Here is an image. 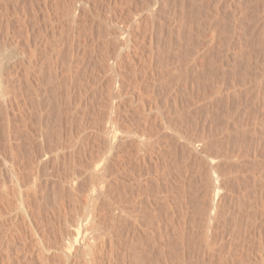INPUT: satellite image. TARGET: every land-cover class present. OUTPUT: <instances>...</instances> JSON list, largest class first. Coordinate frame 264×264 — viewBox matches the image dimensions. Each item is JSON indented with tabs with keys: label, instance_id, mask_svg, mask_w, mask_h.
I'll use <instances>...</instances> for the list:
<instances>
[{
	"label": "rangeland",
	"instance_id": "1",
	"mask_svg": "<svg viewBox=\"0 0 264 264\" xmlns=\"http://www.w3.org/2000/svg\"><path fill=\"white\" fill-rule=\"evenodd\" d=\"M69 1H67V3ZM117 1L118 0H107V1L106 0H99V1L98 0H92V3H94V4H92L93 10L90 13V15L92 17H91V19H89L90 17L87 19V22H86L87 24L86 23H83L84 25L81 24L82 27L84 26L83 28L81 26L79 27L80 30L83 29V32L85 34L87 32L86 29H89L87 34H90V35H86V37H85V34L82 31L80 32V30H78L74 33L75 34L74 37H72V39L70 40L71 36H73V35H71L72 34V31H71L72 25H70L69 22H66V19H64L61 16L62 15L61 14L62 9H61L60 5L62 6V4H66L65 0H59V1L58 0H0V37H1L0 38V42H1L0 44H2V47H0V50L1 49L4 50V48H5L4 45H6L7 47L5 48V50L4 51L1 50V51H3L2 53H4L6 50H8L9 54H10V55L7 54L8 52L6 51L5 54L8 56L2 55V59H6V60H4L5 63L9 62L8 65L10 66V68L12 65L14 66L8 71L9 74H10L11 70L14 72L16 71V73H17V75H16V73L11 72V74H13L14 76H11V74L10 75L8 74V77L10 78V79H8V81L9 82L15 81V82L9 83V85H11L9 87L12 88L10 90V95L12 93V96H13V94L15 93L13 96L14 99L12 98L13 99V100L11 99L12 101L9 99V101L12 102V104L9 102L7 104V105H9L8 108H5L6 105H4V104H2V102H0V153L2 151L1 157H2V154H3V157H6V156H10L12 154V152L14 151L13 153L16 155L17 160L19 161V162L17 161V166L22 161L19 164V168H20L19 171H21L20 173H22V174L24 173L23 175H25V177H27V180L30 179V181H31L33 179L31 182L30 181H27V182H30V185H33L36 183L37 180L39 181L36 184L38 186L37 187L38 190L39 191L41 190L39 192L41 195L39 193L38 194H39V197L42 196L43 202L42 203L40 202V199H41L40 198L39 202H37V204L35 203L36 205H34V206L36 208L34 207L35 208L34 213L37 214V215L35 214V217H36L37 222L40 224L39 226H41L40 228H43V227L47 226V224H48V228L51 231V226L57 224V221H56L57 214L56 213L59 212V209L60 210L63 209L62 211L66 212L68 210L69 211L71 210L70 207L72 208L71 201H70V199L67 198L68 197L67 195H69L68 193H64L66 203H67V204L64 203L65 204L64 207H63L64 204H62L60 201L61 198H59V196L61 197V195H59V193L61 191V189H60L61 187L59 188L60 180L58 179V177L59 178L61 177V179H62L66 175L64 178H67L68 174H69L68 177H70V174L72 175V173L74 172L73 170H75V169H78V170L82 169V172L83 171L85 172L86 169L85 168H84L85 170L83 169V165L87 167V166H89L90 162L91 163L93 162L92 164L90 163V166H92L94 163L96 164V162H98L99 160L101 161V158H102V157L100 158L101 153L98 150V148H94L97 146H95L96 144L93 143V142H95V139H93L94 136L91 133L92 132L91 127H93V126L95 127V125H98L99 123H100L99 125L105 124V123H102V118H103L102 116H103V112L105 109L104 104H105V101H106L108 94H109L108 90L110 87V85H109L110 82H108V81H111L110 78H112V77H110V76H112V75H110V74H112L110 71L106 72L107 74L104 71H103L104 73L102 72L101 68L98 65L99 62L97 59V57L99 55H100L99 57H101V54H103L105 52L107 45H108V43H106V40H109V39H107V38H109V36L107 37L108 29H107V31L105 30L108 27L106 26V28H105V25H106L105 20L107 19V21H110V22L114 21L115 23L117 20L118 23L119 22L121 23V21L124 18L123 16H125L126 19L124 18L123 22L125 23V25H127L128 23H130L131 21H133L134 19H136L140 16H143V18L147 19L148 17H145V16H147L145 14L146 13L149 14L148 7L151 5L150 8H153V6L155 5L154 9H157V12H158L157 17L159 20H157V18H156V21H154L156 23H154V25H152L153 27H151V26H149L150 22L148 21V24H147L146 23L147 20L145 19V23L148 26L144 23V28H145L144 31L148 30V33H146L147 31L146 32L141 31L137 36V39H139V38L142 39V36H144V38L142 39V42L143 41L144 42L142 43L141 41H139V45L141 44V46L139 47L138 54L135 55V58L139 59L141 56H144L141 58L140 61L143 63L144 62L143 58H144V60L146 61V62H144L145 65H144V63L143 64L141 62L140 63L142 64V66H147V67L140 66V68H139L140 70L138 69L135 72L137 73L140 71V73L142 75L139 73L137 77L133 76V75H135L134 74L135 72H133L134 70L132 71L131 68H128V67H127L128 70L125 69V70L130 72V74H128V72L125 71L126 72L125 76L128 75V77H125V80L128 79V81L127 80L125 81V82H127V83H125V84H127L126 87L129 85L127 87L128 89L126 87L124 88L125 89L124 90L125 91V100H126L125 104L127 103V105H128V106L125 105L128 107V108L125 107V109L127 110V112H125V115L128 114L127 117L130 115L128 118H131L136 123L138 122L137 120L140 119L139 120L140 123H141V121H143L142 123L144 125L140 124L139 122L138 123L142 126H145V124L147 123L146 125L151 126V127H154V124L155 125L156 124L161 125V122L163 121V117L164 116L170 117V115H171L170 118H172V120L174 122L177 121L180 125H182L181 127H183V130L193 140L200 141L202 138V135L203 136L205 135L206 137L208 135V137H210L209 138V148L214 153L215 152L217 153L219 151L216 156H218L220 154L219 157H221L223 159V160L221 159L222 160L221 164L226 165V166H222V167H224L223 168L224 171H226V169H227L226 173H228L229 175L231 173V175H230L232 177L231 179L232 180L234 179L233 182L231 180V188L234 187L232 189L234 191L231 192L232 196L229 199H227V201L232 200L231 201L232 203L229 202V204H230L229 205L228 202L225 201L224 204H227V205H223V208H225L226 210L223 209V211L225 212V213H223L224 217L222 215V219L218 224L220 229H219V227H217L218 229L217 228H216L217 230L215 229L216 233L214 231L215 235H212V237L210 238L212 240V243H214L213 241H215V240L216 241L214 244L209 245V243H211V240L209 243L207 242L206 235L204 237V234H205V232L203 230L204 227H201L204 225L203 220H201V219L198 220V218H197L198 215H197L196 220H195L197 222L193 223L194 224V228H193L192 227L193 225L191 224L192 222L190 220L191 218L189 219L190 212H191L190 206H192V204L194 203L195 200L200 198L199 195H201V193L200 194L199 193L196 194V193L200 192V188H201V186L204 185L203 181L205 179L202 177L203 173H201L199 170L196 169L194 162L187 159L189 157L185 153H182L184 151L178 150L177 152H175L169 143H166V141H163L164 144L165 143L167 144L166 147L164 146V144H162V147L159 148V149H161L160 150L161 152L159 151L160 152L159 156L157 154L159 152L157 150H153L154 158L152 156L151 157L152 162L149 165H147V166H151V164L153 165V167H151L150 170H148V173H149V171H150V173H152L151 175H150V173H149V175H146V174H148L146 172L147 167L146 168L144 167L146 165H143L144 168L140 165L137 166V163L135 164L134 162H133L134 165H132V162L130 160L127 161V163L129 162L128 164H124L125 165L124 167L119 166L121 169L122 168L124 169L126 167H129V168H126V170L124 169L125 172H123V173H122V170H120V168H119L121 173L119 172L120 174H118V173L117 174L113 173V174L119 175L118 177H120L122 175L121 176L122 179L126 178L127 180L124 181V179H123V181H124L123 182V181H121L122 179H120L121 177L117 180V178L115 179V177H113L114 175L112 174L113 176H111V177H113V178H111V179H114V180H112L111 186L114 184L115 186L114 185L113 186L116 189L112 188V189H114V190H112L110 188L111 192L114 191V193H111V194L113 197L118 198V195L122 192L121 190L122 189L125 190L124 187L126 189H128V186L130 183L129 189L125 190V192L123 191L122 194L119 195V197H122L121 199H123L127 195V197H125L123 200L125 202L127 201L128 205H130V203H131V205L133 206V205L138 203L137 206H138V208H140L139 206H141V204H142L141 208H143V211L146 210V212L144 213L141 208L139 211V209L137 208L138 213L141 217L140 220L142 221L141 222L142 226L140 225L141 231H139V232L140 233L142 232L144 234L143 229H144L145 233L148 235L151 234V232H152L151 236L144 234L145 236L139 235V236H141V238L136 237V238H133L132 240H129L128 245L133 244V246L132 245L128 246L127 244H125L126 246L124 245L126 250H131V251H129L130 253L133 250H135L134 252H132L133 256L130 254L132 256V258H130L131 259L130 261L132 264H133L134 260H135V263L140 264L144 261L143 259H145V261H147V260L150 261V263H152V264L154 262H156L155 264H157L158 259H159L158 264L159 263L160 264H162V263L163 264H172V262H173V264H176V263L177 264H264V242H263L264 241V0H155V1L154 0H150V1L149 0H122V1L119 0L118 2ZM144 1H145V4H144ZM146 1H148L149 4ZM151 1H153L154 3ZM109 2L111 4L112 3H114V4L111 5ZM126 2H128V3H126ZM158 2H160V3H158ZM115 3H117V5ZM58 4H59V6H58ZM98 5H100V6H98ZM101 5H102V7H101ZM146 5H147V7H146ZM156 5H157V7H156ZM158 5L161 7H159ZM64 6L65 5H63L62 8ZM94 6H96V7H94ZM104 6H105V8H104ZM128 6L130 8H128ZM144 6H145V9H144ZM99 7H101L102 11ZM59 8H60V10L57 12V10ZM95 8H97V9H95ZM132 8L134 10H132ZM93 12H95L96 16L99 15L100 17L99 16L96 17L95 15H93ZM105 12H107V14ZM108 12H109V14H108ZM121 12H122V15H120ZM4 13H5V15H4ZM59 13L61 14L60 16L58 15ZM1 14H2V16H1ZM132 15L134 16V18ZM115 16L116 17L120 16V18L117 19ZM161 17H162V19H161ZM108 18H110V20ZM57 19H59V20L57 21ZM91 20H92V23H94V24L91 23ZM128 20H131V21L129 22ZM126 21L128 22L127 24H126ZM123 22H122V25H124ZM156 25H157V27H156ZM154 26H155V28H154ZM90 27H92V28H90ZM144 28H142V29H144ZM90 29L92 31H90ZM94 30H96V31L94 32ZM153 31L155 32V34ZM142 32L146 33V35H143ZM105 33H106V35H104ZM141 33H142V35H141ZM4 36H6L5 42H3L4 38L2 39V37H4ZM94 36L96 37V39L98 38V40H96ZM10 39L13 41H11ZM74 39H76V40H74ZM88 39H90V40L88 41ZM91 39H94L95 41L93 40L94 42H91L92 41ZM141 39H139V40H141ZM145 39H147L148 41L151 40L152 44L148 43V41ZM7 40H9V42L6 44ZM155 40H156L157 44H156ZM77 42H79L81 45L78 44ZM11 43H12V45H11ZM89 43H90V45H89ZM67 44H69V45H67ZM147 44H149V47L145 48V46ZM55 46H56V49H55ZM78 46H80V47L78 48ZM8 47H10V48H8ZM91 47H93V48H91ZM98 48L101 52H99ZM144 48L146 50H144ZM69 49H70V51H69ZM93 49H95V50H93ZM150 49H152V50H150ZM12 50L15 51L14 53H16V52L17 53L19 52V53L17 55H13L14 57H12V55H11V53H13ZM34 50H36V51H34ZM53 50H54V52H53ZM10 51H11V53H10ZM92 51H94V52L92 53ZM150 51L153 52V53L151 52L152 55L154 54L153 57L151 54L148 53ZM36 52H38V53H36ZM22 53L23 54L26 53V54H24L26 57L24 55L22 56L21 55ZM145 55H151V58L148 56H145ZM3 56H4V58H3ZM9 57H11V58H9ZM17 57H18V61L16 60ZM20 58L22 59L21 60L22 63L20 61ZM24 58L29 59V60L31 59L33 61L30 62L31 60L30 61L26 60L27 61L26 62ZM148 58L150 61L148 60ZM153 58H155V59L153 60ZM14 59H15V62H14ZM51 59L53 60V62ZM92 59H94V60H92ZM50 60H51V62H50ZM16 61L17 62L20 61L19 63H21V64L17 63ZM13 62H14V64H13ZM23 62H24V64H23ZM80 62L82 64L84 62H86L87 64L84 63V65H82V64H80ZM15 63L17 64V66L15 65ZM35 63L36 64L38 63L37 66ZM146 63H148V64H146ZM25 64H27V65H25ZM85 64H86V66H85ZM91 64H92V66L93 65L94 66L92 67ZM149 64L151 66H149ZM18 65H20L21 70L18 69V68H20V67H18ZM24 65L29 69L28 70L25 69L26 67ZM28 65L29 66L31 65V66L28 67ZM152 65H154V67ZM87 66H89V67H87ZM23 67H24V69H23ZM32 67H34L35 69H32ZM52 67H54V68H52ZM78 67H80V68H78ZM30 68H31V70H30ZM50 68H52V69H50ZM96 68L101 70L100 71V72H102L101 75L98 72L99 70L96 71L97 70ZM144 68H145V70L147 69V71H145V70L143 71ZM17 69H18V71H17ZM31 71H33V72H31ZM53 71H54V73H53ZM153 71L155 73L156 72L157 73L155 74ZM92 72H94V73H92ZM145 72H147V73H145ZM151 72H153V76L155 74L156 77H152ZM35 74H37V75L35 76ZM68 74H69V77H68ZM98 74L100 77H98ZM144 74H146V75H144ZM157 74H158V78H157ZM55 75H56V77H55ZM96 75H97V77H95ZM139 75L143 76L144 79L142 78V81L145 80L144 82L140 81L141 76H139ZM148 75L150 77H148V79H145ZM37 76H38V78H37ZM24 77H25V79H24ZM14 78H15V80H14ZM94 78L95 79L97 78V79L95 80ZM152 78L154 79V81ZM22 79H24V80H22ZM149 79L151 82H149ZM155 79L158 82V84H156ZM98 80H99V82H98ZM100 80H101V82H100ZM129 80H132V83ZM135 80H137L136 82L140 81V83L139 82L138 83L140 84V86L142 88L138 86L139 84H137V85L133 84ZM146 80H147V82L152 83V84H150L151 86H153V85L155 86V84H156L155 89L153 88L154 86L151 88L150 85H147L148 83H146ZM163 81L165 82V84ZM20 83H23V84L21 85ZM92 83H95V84L93 85ZM153 83H155V84H153ZM13 84H14V86H13ZM130 84L131 85L133 84L134 86H131ZM142 85L149 86L150 88L144 87V89H145L144 90ZM131 87H132V89H129ZM133 87H136L135 88L136 90ZM138 88L139 89L141 88L140 90H142L144 92V94ZM97 89H99L101 91H99ZM150 89H153V90H150ZM36 90H38V91H36ZM149 91H150V93H149ZM136 92H137V94H136ZM16 93L19 94L20 96L17 95ZM134 93L138 97L140 96L139 98H141V96H142L143 100H141V99L139 100V98L138 99L134 98L132 96V94H134ZM15 95H17V96H15ZM96 95H98V96H96ZM12 96H10V98ZM15 97H17L19 99L15 98ZM144 98L146 99L147 104L149 103L148 105L155 107V108H152L150 106L151 107L150 109L147 107L149 109V112L145 113V115L146 116L150 115V118L146 117L145 115H141V113H143V112H141V110H139V108L141 109L142 105L145 107L147 105L146 102H144L145 101ZM16 101L18 102V105H16L17 104ZM25 101L27 102V104ZM154 101H155L156 105H153ZM19 102H20V104H19ZM22 102H25V103H22ZM159 102H160V104H159ZM128 103H130V104H128ZM23 104H25L24 108H23ZM12 105H13V107H12ZM19 105L22 106V108H20V110H19V107H21V106H19ZM17 106H19V107H17ZM103 106H104V109H103ZM137 106H139V107H137ZM156 106L161 107V110L163 108V110L161 111L160 108H158ZM136 107L138 109H136ZM23 109L25 111H23ZM99 109H100V111H99ZM125 109H124V111H126ZM132 109H134V111ZM97 110L100 114L97 112ZM135 110L138 113H136ZM94 111H96L95 112L96 114L94 113ZM128 111H130V112H128ZM153 111L156 113H153ZM90 112H92V113H90ZM101 113H102V115H101ZM129 113H131V114H129ZM150 113L151 114L153 113V115H151ZM168 113H169V115H168ZM6 114H7V116H6ZM14 114L16 115V117ZM94 114H95V116H94ZM97 114H98V117H96ZM138 114L141 116H139ZM22 115H24V116L22 117ZM143 116H145V118H148L149 120L143 119L144 118ZM152 116H154V117H152ZM155 116H156V118H155ZM136 117H138V118L136 119ZM140 117L143 120H141ZM26 118H28V119H26ZM7 119H9V120H7ZM22 120H23V122H22ZM93 120L95 122L97 120L96 124ZM8 123H9V125H8ZM138 123H137V126L139 125ZM152 123H153V125H152ZM106 125H107V123H106ZM156 127H158V126H156ZM42 133H44V134H42ZM200 135H201V137H200ZM37 137H38V139H37ZM36 142H38V143H36ZM93 144H94V146H93ZM168 144H169V146H168ZM90 145H91V147H90ZM36 146L39 149H37ZM93 149H94V151H93ZM85 150H86V152H85ZM162 150H164V151H162ZM166 150H173L176 154H174L173 151H166ZM165 151H166V153H165ZM179 151H180V153H179ZM41 152L43 154H45V156H42V157H44L45 160L42 159V157H40V155H43ZM97 152H99L100 155L96 154ZM155 152L157 155L154 154ZM169 152H170V154H167ZM7 153H9V154H7ZM225 153H227V154L222 155ZM4 154L6 156H4ZM83 154H85V155H83ZM37 155H39V156H37ZM97 155H99V158H97L98 157ZM168 155H172V156H168ZM183 155H185L187 157H184ZM35 156H37V157H35ZM228 156H230V158H228ZM3 157L1 159H3ZM38 157H40V158H38ZM58 157H60L61 159ZM91 157H93V158L91 159ZM37 158L40 160H38ZM166 158H167V160H166ZM175 158H176V160H175ZM32 159L33 160L35 159L34 161L36 162V164L34 163V161ZM63 159H65V160H63ZM89 159L92 161L89 162ZM96 159H97V161H96ZM37 160H38L39 164L37 163ZM225 160H227V161H225ZM0 161H1L0 164L4 163V161H2V160H0ZM45 161L48 164L47 163L44 164ZM223 161L226 163H223ZM29 162H31V163L33 162L34 165L29 163ZM184 162H185V165H184ZM41 163H42V165H41ZM72 163H74V165ZM80 163H81V165H80ZM173 163L175 164V166H173L174 165ZM191 164H193V165H191ZM229 164H231V165H229ZM36 165H38V166L41 165L43 167L41 168V166H39L41 168V169H39V167H37ZM154 165L157 168L156 167L154 168ZM171 165L173 168L171 167ZM22 166H23V168H22ZM34 166H36V170L33 169V168H35ZM80 166H81V168H80ZM131 166H133V167L135 166L137 170L133 169V167H131ZM169 166L171 167V169ZM230 166H231V168H230ZM0 167H4V165L2 164ZM24 167H25V169H24ZM73 167H74V169H73ZM116 167L117 166H115L113 168V171L115 170L114 172L118 171V168H116ZM130 167L132 170L130 169ZM226 167H228V168H226ZM69 168L71 170L73 169L72 170L73 172H71V170H69ZM116 169H117V171H116ZM148 169H149V167H148ZM33 170H34V173H33ZM57 170H60V171H57ZM151 170H153V171H151ZM43 171H44V173H43ZM128 171L129 172L131 171V172L129 173ZM197 171H199L200 173ZM237 171H238V173H237ZM137 173H138V175H137ZM56 174L58 175V177ZM143 174L145 175V177H142ZM180 174H181V176H180ZM83 175L86 176V173H84ZM152 175L156 176V177L153 178ZM161 175L162 176L163 175L168 176V177H166L168 179L165 180V177L164 176L162 177ZM132 176H133V179H132ZM138 176H140L141 179ZM146 176L150 177L151 185L149 184L150 183L149 178H146ZM151 176L154 179V181L151 178ZM179 176L181 178V181L179 179ZM135 178H136V180H135ZM142 178L145 180H142ZM184 178L187 179L188 183L186 182V179H184ZM138 179L142 181V185H141L142 187L139 185V183L141 184V181L138 183V181H139ZM156 179H158V180H156ZM182 179H183V181H182ZM195 179H197V180H195ZM34 180H35V182H34ZM115 180H117V181H115ZM146 180H147V184L149 186L148 188H150L148 191L149 192H150V190L152 191V192H150L151 193L150 194L151 199H149V200L150 201L152 200L153 202L152 201L149 202L146 199L145 195L142 196V194L145 193V191H146L145 189H147L146 182H144ZM126 181L128 183H126ZM135 181H137L136 182L137 186L135 185L136 187L135 186L131 187V185L135 184ZM165 181L166 182L169 181V183H168L169 186H167ZM184 181L186 182V184L184 183ZM114 182H116V183H114ZM119 182L121 185L118 184ZM132 182H134V183H132ZM154 182L156 183V185L154 184ZM160 182H161V185H160ZM39 183L41 186L38 185ZM56 183H58V184H56ZM123 183L128 184V186L124 185ZM183 183H184V185H187L184 188H182L184 186ZM191 184H192V186H191ZM1 185L2 184L0 183V188L2 189ZM180 185L182 187H180ZM116 186L118 187L119 190L117 189ZM121 186H123V188ZM138 186H139V189H138ZM46 187H48L49 190ZM120 187H121V190H120ZM151 187H154L155 189L154 188L152 189ZM163 187L166 190H161V188L164 189ZM169 187L171 189L172 188L173 189L171 190ZM177 187H179V188H177ZM6 188H7V190H6L7 191V198L9 200L6 199L4 196H2V193L0 191V196H2V198L6 199L5 200V199H2L0 197L1 201L2 200L6 201V202L3 201V203H1V201H0V212L1 213H2L1 208L3 209L4 207H6L5 205L8 201H11L12 204L17 205V199H16V196L13 192L14 189H13L12 185L10 183H8ZM132 188H135V191L132 190ZM181 188H182V190L183 189L184 190L182 191ZM167 189H169V190H167ZM116 190H118L120 193L118 194L117 193L118 191H116ZM131 190H132V192H131ZM159 190L166 192V194L164 193V195H162L163 192H161L162 196H160ZM178 190H179V192H178ZM42 191H43L44 195L42 194ZM129 191L131 194L129 193ZM195 191H197V192L195 193ZM54 192H56V193H54ZM132 193H133V195H134V193H136V195L134 197H132L133 196ZM172 193H173V195H172ZM128 194L130 195L129 197H128ZM153 195H155L154 198L152 197ZM156 195H158V196H156ZM167 195H169L170 197ZM84 196H86V194ZM136 196H137V198H136ZM163 196L165 197L164 199H163ZM83 197H82V201H84ZM142 197L144 200L145 199L146 200L144 201L142 199V202H141V200H139L138 198L141 199ZM160 197H162L163 201ZM166 197H169L167 199V201L169 199L171 201L169 200V202H167ZM127 198H129L130 200H133L135 202L129 201V199H127ZM133 198L136 200H134ZM118 199H120V198H118ZM138 200H139V202H137ZM85 201H86V199H85ZM157 201L159 202L158 204H157ZM180 201H182V202H180ZM165 202L167 204L169 203L170 207H167V204ZM176 202H178V203H176ZM68 203L71 205L69 206ZM144 203H145V205H148V206H150V205L155 206L156 205L157 208L156 207L150 208L151 207L150 206L149 207L150 209L149 208L144 209ZM149 203H152V204H149ZM174 203H175V205H173ZM181 203L183 204V207H182ZM184 203L187 205H185ZM235 203L237 205H235ZM44 205H46V206L43 207ZM47 206L49 208H47ZM145 207H147V206H145ZM37 208H39V209H37ZM178 208H180L181 210ZM186 208H187V213L185 214ZM5 209L6 208H4L3 210H5ZM54 209H56V210H54ZM159 209H162V210H159ZM39 210L40 211H42V210L46 211L47 210V212L50 213V215L52 212L53 216L52 215L51 216L53 217L52 221H54L53 222L54 224L51 223L52 221H50V220L48 221V219L45 220L46 219V217H44L45 215L38 214ZM188 210H189V213H188ZM37 211H38V213H37ZM141 211H142V213H144V215L141 213ZM163 211H165V212H163ZM171 211H172V213H171ZM3 212H6V213H2V214L0 213V264H46V263L49 264L50 262L47 260L46 253L41 251V249H42V247H40V245L42 244L41 239H40L42 237L41 232H40V234L39 233L34 234L33 231H29V229L27 230L25 223H22L21 220L15 219L16 216L14 215V212H16V211H12L10 213L9 211L7 212V210H6ZM154 212L156 214L158 213L156 215V217H154V215H155ZM159 212L160 213L163 212L164 215H163V213H161V217H159L160 216ZM41 213H43V211ZM150 214L153 216V218L150 217L151 216ZM173 214H175V215H173ZM141 215H143L144 217ZM184 215H186V216L188 215L189 217L187 216V218L189 220ZM157 216L159 218H157ZM142 217H143V220H142ZM168 218H170V219H168ZM42 219H44V221H46V222L44 223V221H41ZM15 221H16V223H15ZM187 221H188V223H187ZM41 222H42V224H41ZM162 222L164 225L162 224ZM189 222H191V223H189ZM49 223H51L52 225H50ZM171 223H173V224H171ZM144 224L147 226H145ZM1 225H3V226H1ZM186 225H188L189 227ZM190 226H191V228H190ZM172 227L173 228L175 227V228L172 229ZM185 227L187 228V230ZM48 228L47 227L43 228V231L47 232L49 230ZM161 228H163V229H161ZM166 228H168L169 230ZM180 228H181V232L183 230L182 233L177 232L178 230L180 231ZM188 228H190V229H188ZM196 228H200V229H196ZM175 229H178V230H175ZM50 231H48V232H50ZM156 231L158 232L157 233L158 235H156ZM202 231H203V233H202ZM190 232L193 234L195 232V234L194 235L190 234ZM178 233H180L182 235H180ZM154 234H155V236H154ZM186 234H188V235H186ZM142 237H144V238H142ZM154 237H156V238H154ZM137 239H140V240L145 241V242L148 241V242H146V243L143 242L144 244H140L139 242H141V241H139ZM143 239H145V240H143ZM193 239H195V240H193ZM204 239H205V243H204ZM134 240H136L138 242L135 243L136 241H134ZM130 241L132 243H130ZM133 241H134V243H133ZM190 241H191V243H190ZM37 243H39V245ZM154 243H156V245H154ZM261 243H262V245H261ZM135 244L139 245L140 247L135 246ZM142 245L145 247L143 248ZM152 245H154L156 247H154ZM124 246H123V248H124ZM149 246L150 247L152 246L153 250H152V248H149ZM130 247H132V248L130 249ZM137 247H139V248L137 249ZM141 248H143V249H141ZM140 249L143 250L144 252L141 251ZM148 249H151V251ZM137 250H138V252H136ZM149 251H150V253H149ZM156 252L159 256L156 255ZM135 253H137V256L134 255ZM138 253H141V255L138 256ZM142 254L144 255V257H142L143 256ZM42 255H44V256H42ZM155 256H157V257L155 258ZM146 258H148V259L146 260ZM150 258H151V260H150ZM170 258H172V259L169 261ZM137 259H142V261L141 260L136 261ZM160 259H162V260L164 259L163 262ZM173 259L176 261H173ZM118 261H121V259ZM138 262H140V263H138ZM168 262H170V263H168ZM117 263L122 264L123 259H122V262H117ZM147 263L150 264L149 262H147ZM147 263L145 262L144 264H147ZM50 264H54V263H50Z\"/></svg>",
	"mask_w": 264,
	"mask_h": 264
},
{
	"label": "bare ground",
	"instance_id": "2",
	"mask_svg": "<svg viewBox=\"0 0 264 264\" xmlns=\"http://www.w3.org/2000/svg\"><path fill=\"white\" fill-rule=\"evenodd\" d=\"M59 1V0H58ZM67 1H69V0H67ZM67 1L65 0V3L66 4H62V6L63 5H65L63 8H62V6L60 5V7H61V9H62V15L59 13L58 15L60 16H62L64 19H66V22H69V24L70 25H72V34L71 35H73V36H71V38H70V40L72 39V37H74V33L76 32V31H78V30H80L79 29V27L81 26L82 27V25H84L83 23H86L87 22V19L89 18V19H91V15H90V13L92 12V10H93V7H92V4H94V3H92V0H70L68 3H67ZM99 1V0H98ZM107 1V0H106ZM119 1V0H118ZM117 1V2H118ZM122 1V0H121ZM150 1V0H149ZM155 1V0H154ZM97 2V1H96ZM114 2V1H113ZM116 2V1H115ZM147 3H148V1H146ZM151 2H153V1H151ZM62 3V2H61ZM110 3V2H109ZM126 3H128V2H126ZM130 3V2H129ZM154 3V2H153ZM158 3H160V2H158ZM157 3V4H158ZM100 4V3H99ZM111 4V3H110ZM112 4H114V3H112ZM111 4V5H112ZM116 5H117V3H115ZM120 4V3H119ZM131 4V3H130ZM144 4H145V1H144ZM149 4V3H148ZM147 4V5H148ZM152 4V3H151ZM162 4V3H161ZM123 5V4H122ZM126 5V4H125ZM129 5V4H128ZM133 5V4H132ZM147 5H146V7H147ZM57 6V5H56ZM58 6H59V4H58ZM98 6H100V5H98ZM151 6V5H150ZM150 6L148 7V10H149V14L148 13H146L145 15H147V16H145V17H148L147 19L146 18H143V16H140V17H138V18H136V19H134L133 21H131V20H128L130 23H128L127 21H126V24L127 25H125V23L123 22V20H124V18H125V16H123L122 18H123V20L121 21V23L119 22H117V20H116V23L113 21V22H110V21H107V19L105 20L106 21V25H105V28H106V26L108 27V28H106L105 30L107 31V29H108V35H107V37L109 36V38H107V39H109V40H106V43H108V45H107V48H106V50H105V52L103 53V54H101V57H97V59H98V62H99V67L101 68V70H102V72L104 71L105 73L106 72H111L112 74H110V75H112V76H110V77H112V78H110L111 79V81H108V82H110V87H109V90H108V92H109V94H108V97H107V99H106V101H105V104H104V106H105V109H104V106H103V109H104V112H103V118H102V123H105V124H103V125H95V127L93 126V127H91L92 128V134H93V136H94V138L93 139H95V142H93V143H95L96 145L95 146H97V147H94V148H98V150L100 151V153H101V156H100V158H101V161L99 160L98 162H96L97 161V159H96V164L94 163L92 166H90V161H92V160H90L89 159V166H84L83 165V169L85 168L86 169V171L84 172V173H86V176H84L83 174V172H82V169L81 170H78V169H75V170H73L74 169V167H73V171L69 168V170H71V172H73L72 173V175L70 174V177H68L69 176V174H68V176H67V178H62L61 179V177L59 178L58 177V175H57V177H58V179L60 180V186H59V188L61 189V191H60V193H59V195H61V197L59 196V198H61V203L62 204H67L66 203V199H65V196H64V193H68L69 195H67L68 197V199H70V201H71V204H72V208L70 207V211L68 210V211H62V210H60L59 209V212L58 213H56L57 214V219H56V221H57V224L56 225H52L51 223H53L54 221H52V216H53V214H52V212H51V215H50V213H48L47 212V210L46 211H44V210H42L43 211V213H41L42 211H40L39 210V213H38V211H37V213L38 214H43V215H45L44 217H46V219L45 220H47L48 219V221L50 220V221H52L51 223H49L50 225H52L51 226V231H50V229L48 228V224H47V226H45V227H47L49 230L48 231H50V232H45V231H43V228H45V227H43V228H40L41 226H39L40 224L37 222V220H36V217H35V214L36 213H34L35 211H34V209L36 208L34 205H36L37 204V202H39V199H40V202L42 203L43 201H42V196H40L39 197V192L41 191H39L38 190V186H37V182H39L38 180L36 181V183L35 184H33L34 182H35V180H34V182L32 183L33 185H30V182L33 180H31L30 181V179L29 180H27V177H25V175H23L22 173H20L21 171H19V164L22 162H20L19 164H18V166H17V157H16V155L12 152V154L10 155V156H6L5 154H4V156H6V157H3V154H2V157H3V159H1L2 157H1V153H2V151H1V153H0V160H2V161H4V163H2L3 165H4V167H0V183L2 184L1 185V187H2V189L0 188V191H1V193H2V196H4L6 199H8L7 198V188H6V186H7V184L8 183H10L11 185H12V187H13V189H14V194H15V196H16V199H17V205H15V204H12V202L11 201H8L7 203H6V207H4V208H6L5 210H3L2 208H1V211H2V213H6V212H3V211H6L7 210V212L9 211L10 213L12 212V211H16V212H14V215L16 216V220H21L22 221V223H25V225H26V229L28 230L29 229V231H33L34 232V234L35 233H39L40 234V232H41V234H42V237L40 238L41 239V245H40V247H42V249H41V251L42 252H44V253H46V256H47V260L50 262V263H56V264H116L117 262H122V259H123V263L122 264H132L131 263V259L130 258H132V256H133V254H132V252H134L135 250H133L131 253L129 252V251H131V250H126V248H125V244H127L128 245V242H129V240H132L133 238H136V237H138V238H141V236L143 235V236H145L144 234H146L145 233V231H144V229H143V232H144V234L141 232H139V231H141V228H140V225L142 224L141 222V220H140V215H139V213H138V209H139V211H140V208L142 207V204H141V206H139L140 208H138V206H137V204H135V205H131V203H130V205H128L127 204V201L125 202L123 199L125 198V197H127V195L123 198V199H121L122 197H119V195L120 194H122V192L124 191L125 192V190H128L129 189V187H130V183H129V186H128V184H124V185H127L128 186V189H126L125 187H124V189L125 190H121V187L123 188V186H121L120 187V190L122 191L121 193L118 191L119 189H118V187H117V189L118 190H116V191H118L117 193L119 194L118 195V198H120V199H118V198H115V197H113L112 196V194L111 193H114V191H110V188L112 189V188H114V189H116L113 185L111 186V182H112V180H114V179H111V178H113V177H115V179L117 178V180L122 176H120V177H118L119 175H116L117 173L118 174H120L121 172H120V170H122V173L123 172H125V170H126V168H129V167H126V168H120V167H124L125 165L124 164H128L127 163V161L128 160H130L131 162H132V165H134L133 164V162L136 164L137 163V166H142L143 167V165H146V166H144L145 168L147 167V173H148V170H150V168L151 167H153V165L151 164V166H147V165H149L151 162H152V160H151V157L153 156V158H154V155H153V150H157L158 152L161 150V149H159V148H161L162 147V144H164L163 143V141H166V143H169L171 146H172V149L175 151V152H177L178 150H182V151H184V152H182V153H185L189 158H187V159H189V160H191V161H193L194 162V165H195V167H196V169L197 170H199L201 173H203V178L205 179H203L204 181H203V186H201V188H200V192H197V191H195V193L196 194H200L201 193V195H199V199H197V200H195L194 201V203L192 204V206H190L191 207V212H190V217H189V219L191 220V222H189V223H191L193 226V228H194V222L196 223L197 221H195L196 220V217H197V215H198V220L199 219H201V220H203V223H204V225L203 226H201V227H204V232H205V234H204V237H205V235H206V237H207V242L209 243L210 242V238L212 237V235H215L214 234V231H215V229L217 228V227H219L218 226V224H219V222L221 221V219H222V215H223V213H225L224 211H223V209H225V208H223V205H227V204H224L225 203V201L226 202H228V204H229V202H231L232 200H228L227 201V199H229L231 196H232V193L231 192H233L234 190H232L233 188H231V173H230V175L228 174V173H226V171H227V169H226V171H224V167H222V166H226V165H222L221 164V162H222V158L221 157H219V155L218 156H216L217 155V153L219 152H212V150L209 148V138L210 137H208V135H207V137L204 135H202V138H201V140L200 141H196V140H193L184 130H183V127H181L182 125H180L177 121L176 122H174L173 120H172V118H170L171 117V115H170V117H166V116H164L163 117V121L161 122L159 119V121L161 122V125L160 124H154V127H151V126H147L146 124H145V126H142V125H144L142 122L143 121H141V123H140V119L139 120H137L140 124H142V125H140L138 122V126H137V123L134 121V120H132L131 118H128L127 117V115H125V112H127V110L125 109V107H127L128 105H127V103L125 104V87H126V85L127 84H125V83H127V82H125L126 80L128 81V79H126L125 80V77H128V75L127 76H125L126 75V72L125 71H127L128 69H127V67L128 68H131V70L133 71V72H135V71H137L139 68H140V66H142V64L144 63V62H146L145 60H144V58H143V63L140 61L141 60V58L142 57H144V56H141L139 59L138 58H135V55L136 54H138V50H139V47L141 46V44L139 45V41H141L142 42V39L144 38V36H142V39L141 38H139V39H141V40H139V39H137V36H138V34L141 32V31H143V32H146V33H148V30H146V31H144L145 30V28H144V23H145V19L147 20V24H148V21L150 22L149 23V26H151V27H153L152 25H154V23H156V22H154V21H156V18H157V20H159L158 19V17H157V9H154V6H153V8H150ZM159 6V5H158ZM94 7H96V6H94ZM101 7H102V5H101ZM101 7H99L100 9H101ZM156 7H157V5H156ZM159 7H161V6H159ZM54 8V7H53ZM98 8V7H97ZM97 8H95V9H97ZM104 8H105V6H104ZM107 8V7H106ZM128 8H130L129 6H128ZM94 9V10H95ZM140 9V8H139ZM144 9H145V6H144ZM161 9V8H160ZM60 10V8L57 10V12ZM129 10V9H128ZM132 10H134L133 8H132ZM141 10V9H140ZM101 11H102V9H101ZM100 11V12H101ZM139 11V10H138ZM112 12V11H111ZM114 12V11H113ZM127 12V11H126ZM106 14H107V12H105ZM161 13V12H160ZM99 14V13H98ZM108 14H109V12H108ZM116 14V13H115ZM126 14V13H125ZM136 14V13H135ZM139 14V13H138ZM4 15H5V13H4ZM90 15V16H89ZM93 15H95V12H93ZM120 15H122V12L120 13ZM124 15V14H123ZM160 15V14H159ZM1 16H2V14H1ZM96 16V15H95ZM97 16H99V15H97ZM96 16V17H97ZM104 16V15H103ZM129 16V15H128ZM133 16V15H132ZM100 17V16H99ZM116 17V16H115ZM56 18V17H55ZM107 18V17H106ZM117 19L118 18H120V16L118 17H116ZM129 18V17H128ZM133 18H134V16H133ZM62 19V18H61ZM93 19V18H92ZM95 19V18H94ZM109 20H110V18H108ZM113 19V18H112ZM126 19V18H125ZM161 19H162V17H161ZM59 19H57V21H58ZM115 20V19H114ZM53 21V20H52ZM94 21V20H93ZM98 21V20H97ZM96 21V22H97ZM162 21V20H161ZM122 22H123V24L124 25H122ZM64 23V22H63ZM91 23H92V20H91ZM102 23V22H101ZM105 23V22H104ZM145 23V24H146ZM158 23V22H157ZM160 23V22H159ZM62 24V23H61ZM68 24V23H67ZM68 24V25H69ZM82 24V25H81ZM87 24V23H86ZM92 24H94V23H92ZM96 24V23H95ZM121 24V25H120ZM146 24V25H147ZM91 25V24H90ZM148 26V25H147ZM146 26V27H147ZM69 27V26H68ZM71 27V26H70ZM84 27V26H83ZM82 27V28H83ZM88 27V26H87ZM93 27V26H92ZM92 27H90V28H92ZM99 27V26H98ZM150 27V28H151ZM156 27H157V25H156ZM86 28V27H85ZM96 28V27H95ZM102 28V27H101ZM142 28H144V29H142ZM149 28V29H150ZM154 28H155V26H154ZM159 28V27H158ZM99 29V28H98ZM152 29V28H151ZM88 30L89 29H86V31L88 32ZM103 30V29H102ZM154 30V29H153ZM69 31V30H68ZM83 32V29L82 30H80V32ZM90 31H92L91 29H90ZM96 30H94V32H95ZM100 31V30H99ZM104 31V30H103ZM87 32H86V34H85V37H86V35H90V34H87ZM142 32V33H143ZM154 32V31H153ZM9 33V32H8ZM70 33V32H69ZM68 33V34H69ZM78 33V32H77ZM101 33V32H100ZM142 33H141V35H142ZM146 33H143V35H146ZM150 33V32H149ZM95 34V33H94ZM151 34V33H150ZM154 34H155V32H154ZM67 35V34H66ZM92 35V34H91ZM97 35V34H96ZM95 35V36H96ZM103 35V34H102ZM104 35H106V33L104 34ZM153 35V34H152ZM10 36V35H9ZM77 36V35H76ZM94 36V37H95ZM150 36V35H149ZM5 37L6 36H4V37H2V39L4 38V41L3 42H5L6 40H5ZM91 37V36H90ZM89 37V38H90ZM140 37V36H139ZM151 37V36H150ZM1 38V37H0ZM84 38V37H83ZM102 38V37H101ZM9 39V38H8ZM95 39H96V37H95ZM148 39V38H147ZM147 39H145V40H147ZM11 40V39H10ZM60 40V39H59ZM68 40V39H67ZM74 40H76V39H74ZM90 39H88V41H89ZM92 41L91 42H94L95 40L94 39H91ZM94 40V41H93ZM96 40H98V38L96 39ZM101 40V39H100ZM2 41V40H1ZM11 41H13V40H11ZM80 41V40H79ZM86 41V40H85ZM148 41V40H147ZM150 41V42H149ZM148 41V43H150V44H152L151 42V40H149ZM154 41V40H153ZM2 42V43H3ZM9 42V40H7V42H6V44ZM73 42V41H72ZM87 42V41H86ZM102 42V41H101ZM144 42V41H143ZM142 42V43H143ZM146 42V41H145ZM155 42H156V40H155ZM1 43V42H0ZM58 43V42H57ZM70 43V42H69ZM78 44H80L79 42H77ZM65 44V43H64ZM75 44V43H74ZM94 44V43H93ZM105 44V43H104ZM145 44V43H144ZM154 44V43H153ZM156 44H157V42H156ZM4 45V44H3ZM11 45H12V43H11ZM36 45V44H35ZM38 45V44H37ZM56 45V44H55ZM67 45H69V44H67ZM71 45V44H70ZM81 45V44H80ZM89 45H90V43H89ZM75 46V45H74ZM0 47H2V44H0ZM4 47L6 48L7 46L6 45H4ZM71 47V46H70ZM73 47V46H72ZM80 46H78V48H79ZM94 47V46H93ZM93 47H91V48H93ZM104 47V46H103ZM143 47V46H142ZM146 47H149V44H147L146 46H145V48ZM5 48H4V50H5ZM8 48H10V47H8ZM7 48V49H8ZM52 48V47H51ZM90 48V47H89ZM96 48V47H95ZM144 48V50H146ZM151 48V47H150ZM54 49V48H53ZM55 49H56V46H55ZM73 49V48H72ZM142 49V48H141ZM149 49V48H148ZM1 50H3V49H1ZM0 50V102H2V104H4V105H6V107L5 108H8V106L9 105H7L10 101H9V99L11 100L12 98H13V96H14V94H13V96H12V93H11V95H10V90L12 89V88H10L9 86H11V85H9V83H12V82H15V81H12V82H9L8 81V79H10L9 77H8V74H9V70L12 68V67H14L13 65L11 66V68H10V66L8 65V63H5V61L4 60H6V59H2V55H5V56H8V55H6L5 53H6V51L8 52L7 54H9V51L8 50H6L4 53H2L3 51H1ZM33 50V49H32ZM93 50H95V49H93ZM98 50H99V48H98ZM104 50V49H103ZM102 50V51H103ZM143 50V51H144ZM150 50H152V49H150ZM34 51H36V50H34ZM33 51V52H34ZM58 51V50H57ZM69 51H70V49H69ZM148 51V50H147ZM157 51V50H156ZM12 52L14 53L15 51H13L12 50ZM32 52V51H31ZM53 52H54V50H53ZM94 51H92V53H93ZM99 52H101L100 50H99ZM98 52V53H99ZM152 51H150V52H148L149 54H151L152 55V53H151ZM10 53H11V51H10ZM11 53V55H12V57H14L13 55H17L18 53L16 52V53ZM35 53V52H34ZM33 53V54H34ZM36 53H38V52H36ZM57 53V52H56ZM141 53V52H140ZM139 53V54H140ZM146 53V52H145ZM147 53V54H148ZM24 54H26V53H24ZM23 53L21 54L22 56L24 55ZM88 54V53H87ZM10 55V54H9ZM31 55V54H30ZM37 55V54H36ZM40 55V54H39ZM59 55V54H58ZM85 55V54H84ZM151 55H145V56H148V57H150L151 58ZM154 55V54H153ZM153 55H152V57H153ZM25 56V55H24ZM34 56V55H33ZM86 56V55H85ZM26 57V56H25ZM28 57V56H27ZM30 57V56H29ZM35 57V56H34ZM53 57V56H52ZM51 57V58H52ZM75 57V56H74ZM93 57V56H92ZM155 57V56H154ZM3 58H4V56H3ZM9 58H11V57H9ZM23 58V57H22ZM32 58V57H31ZM73 58V57H72ZM71 58V59H72ZM25 59V58H24ZM85 59V58H84ZM89 59V58H88ZM147 59V58H146ZM155 58H153V60H154ZM17 61H18V57H17V59H16ZM22 59L20 58V61H21ZM26 60H29V59H25V61ZM31 60V59H30ZM29 60V61H30ZM52 60V59H51ZM51 60H50V62H51ZM92 60H94V59H92ZM96 60V59H95ZM148 60H149V58H148ZM13 61V60H12ZM11 61V62H12ZM16 61V62H17ZM19 61V62H20ZM33 60H31L30 62H32ZM55 61V60H54ZM82 61V60H81ZM89 61V60H88ZM150 61V60H149ZM148 61V62H149ZM156 61V60H155ZM7 62V61H6ZM14 62H15V59H14ZM14 62H13V64H14ZM19 62H17V63H19ZM27 62V61H26ZM29 62V63H30ZM35 62V61H34ZM33 62V63H34ZM37 62V61H36ZM52 62H53V60H52ZM83 62V61H82ZM91 62V61H90ZM96 62V61H95ZM142 64H141V63ZM154 62V61H153ZM21 63H22V61H21ZM21 63H19V64H21ZM39 63V62H38ZM37 63V64H38ZM41 63V62H40ZM61 63V62H60ZM84 63H86V62H84ZM84 63L82 64L81 62H80V64H82V65H84ZM93 63V62H92ZM150 63V62H149ZM23 64H24V62H23ZM32 64V63H31ZM36 64V63H35ZM37 64H36V66H37ZM55 64V63H54ZM87 64V63H86ZM86 64H85V66H86ZM94 64V63H93ZM146 64H148V63H146ZM15 65L17 66V64L15 63ZM25 65H27V64H25ZM24 65V66H25ZM34 65V64H33ZM52 65V64H51ZM77 65V64H76ZM95 65V64H94ZM93 65V66H94ZM144 65H145V63H144ZM23 66V65H22ZM31 66V65H30ZM29 65H28V67H30ZM35 66V65H34ZM35 66V67H36ZM39 66V65H38ZM44 66V65H43ZM42 66V67H43ZM91 66H92V64H91ZM92 66V67H93ZM149 66H151L150 64H149ZM153 67H154V65H152ZM9 67V68H8ZM18 67H20V65H18ZM26 67V66H25ZM51 67V66H50ZM55 67V66H54ZM54 67H52V68H54ZM87 67H89V66H87ZM142 67H147V66H142ZM141 67V68H142ZM16 68V67H15ZM44 68V67H43ZM52 68H50V69H52ZM78 68H80V67H78ZM77 68V69H78ZM18 69H20L21 70V67L20 68H18ZM18 69H17V71H18ZM23 69H24V67H23ZM22 69V70H23ZM25 69H29V68H25ZM32 69H35L34 67H32ZM71 69V68H70ZM69 69V70H70ZM83 69V68H82ZM97 69V68H96ZM125 69H127V70H125ZM149 69V68H148ZM16 70V69H15ZM19 70V71H20ZM30 70H31V68H30ZM59 70V69H58ZM72 70V69H71ZM99 70V71H98ZM100 69H97L96 71H98L99 73H100V75H101V73L102 72H100L101 71ZM106 70V71H105ZM130 70V69H129ZM140 70V69H139ZM142 70V69H141ZM145 70V68L143 69V71ZM152 70V69H151ZM155 70V69H154ZM24 71V70H23ZM26 71V70H25ZM42 71V70H41ZM74 71V70H73ZM142 71V72H143ZM145 71H147V69L145 70ZM11 72H13V73H16V71L14 72V71H12L11 70ZM11 72H10V74H11ZM21 72V71H20ZM27 72V71H26ZM29 72V71H28ZM31 72H33V71H31ZM35 72V71H34ZM70 72V71H69ZM103 72V73H104ZM128 72V74H130V72L129 71H127ZM149 72V71H148ZM154 72V71H153ZM153 72H151L152 73V77H156L155 76V74L157 73H155L154 74V76H153ZM53 73H54V71H53ZM71 73V72H70ZM73 73V72H72ZM75 73V72H74ZM92 73H94V72H92ZM140 73V71L139 72H135L134 74L135 75H133V76H135V77H137L138 76V74ZM145 73H147V72H145ZM9 74V75H10ZM22 74V73H21ZM25 74V73H24ZM27 74V73H26ZM30 74V73H29ZM32 74V73H31ZM58 74V73H57ZM77 74V73H76ZM107 74V73H106ZM141 74V73H140ZM16 75H17V73H16ZM15 75V76H16ZM23 75V74H22ZM21 75V76H22ZM28 75V74H27ZM33 75V74H32ZM37 74H35V76H36ZM105 75V74H104ZM132 75V74H131ZM142 75V74H141ZM141 75H139V76H141ZM144 75H146V74H144ZM11 76H14L13 74H11ZM10 76V77H11ZM29 76V75H28ZM76 76V75H75ZM132 76V77H133ZM55 77H56V75H55ZM68 77H69V74H68ZM79 77V76H78ZM88 77V76H87ZM95 77H97V75L95 76ZM98 77H100L99 76V74H98ZM131 77V78H132ZM145 77V76H144ZM148 77H150L149 75L145 78V79H148ZM16 78V77H15ZM15 78H14V80H15ZM23 78V77H22ZM37 78H38V76H37ZM75 78V77H74ZM92 78V77H91ZM104 78V77H103ZM130 78V77H129ZM140 78V77H139ZM142 78H143V76H141V82H144V81H142ZM157 78H158V74H157ZM156 78V79H157ZM21 79V78H20ZM24 79H25V77H24ZM24 79H22V80H24ZM28 79V78H27ZM33 79V78H32ZM87 79V78H86ZM95 79V78H94ZM97 79V78H96ZM95 79V80H96ZM135 79V78H134ZM144 79V78H143ZM153 79V78H152ZM151 79V80H152ZM156 79H155V81H156ZM70 80V79H69ZM102 80V79H101ZM101 80H100V82H101ZM11 81V80H10ZM27 81V80H26ZM29 81V80H28ZM31 81V80H30ZM129 81H131V83H132V80H129ZM137 80H135L134 81V85H137V84H139L140 83V81H138V82H136ZM153 81H154V79H153ZM152 81V82H153ZM20 82V81H19ZM70 82V81H69ZM95 82V81H94ZM98 82H99V80H98ZM136 82V83H135ZM149 82H151L150 81V79H149ZM149 82H147V80H146V83H148L147 85H150V84H152V83H149ZM164 82V81H163ZM18 83V82H17ZM72 83V82H71ZM129 83V82H128ZM162 83V82H161ZM21 85L23 84V83H20ZM93 85L95 84V83H92ZM91 84V85H92ZM98 84V83H97ZM131 85V86H134V85ZM142 84V83H141ZM153 84H155V83H153ZM156 84H158V82L156 81ZM156 84H155V86H156ZM164 84H165V82H164ZM40 85V84H39ZM71 85V84H70ZM162 85V84H161ZM13 86H14V84H13ZM16 86V85H15ZM103 86V85H102ZM129 86V85H128ZM127 86V87H128ZM139 87H141L140 86V84L138 85ZM143 86V89H144V87H149V86H144V85H142ZM151 86V85H150ZM154 86V85H153ZM153 86H151V88L153 87ZM155 86L153 87L154 89H155ZM20 87V86H19ZM61 87V86H60ZM71 87V86H70ZM101 87V86H100ZM126 87V88H127ZM10 88V89H9ZM16 88V87H15ZM134 89L136 88V87H133ZM142 88V87H141ZM140 88V89H141ZM150 88V87H149ZM21 89V88H20ZM128 89V88H127ZM129 89H132V87L131 88H129ZM133 89V90H134ZM139 89V88H138ZM139 89V90H140ZM97 90H99V89H97ZM103 90V89H102ZM136 90V89H135ZM134 90V91H135ZM145 90V89H144ZM149 90V89H148ZM150 90H153V89H150ZM35 91V90H34ZM36 91H38V90H36ZM99 91H101V90H99ZM106 91V90H105ZM132 91V90H131ZM130 91V92H131ZM140 91H142V90H140ZM21 92V91H20ZM127 92V91H126ZM129 92V93H130ZM139 92V91H138ZM143 92V91H142ZM18 93V92H17ZM16 93V94H17ZM105 93V92H104ZM149 93H150V91H149ZM152 93V92H151ZM101 94V93H100ZM136 94H137V92H136ZM135 93L134 94H132V96L134 97V98H139L137 95H136ZM139 94V93H138ZM143 94H144V92H143ZM148 94V93H147ZM153 94V93H152ZM17 95H19V94H17ZM17 95H15V96H17ZM140 95V94H139ZM10 96H12L11 98H10ZM20 96V95H19ZM22 96V95H21ZM36 96V95H35ZM96 96H98V95H96ZM104 96V95H103ZM107 96V95H106ZM146 97V96H145ZM149 97V96H148ZM15 98H17V97H15ZM41 98V97H40ZM105 98V97H104ZM143 97L141 96V98H139V100L141 99V100H143L142 99ZM154 98V97H153ZM14 99V98H13ZM12 99V100H13ZM17 99H19V98H17ZM22 99V98H21ZM145 99V98H144ZM11 100V101H12ZM26 100V99H25ZM131 100V99H130ZM156 100V99H155ZM18 101V100H17ZM16 101V102H17ZM20 101V100H19ZM23 101V100H22ZM135 101V100H134ZM138 101V100H137ZM157 101V100H156ZM14 102V101H13ZM21 102V101H20ZM20 102H19V104H20ZM26 102V101H25ZM25 102H22V103H25ZM131 102V101H130ZM136 102V101H135ZM134 102V103H135ZM144 102H146V99H145V101ZM11 104H12V102H10ZM21 103V104H22ZM93 103V102H92ZM153 103V102H152ZM26 104H27V102H26ZM101 104V103H100ZM128 104H130V103H128ZM139 104V103H138ZM137 104V105H138ZM141 104V103H140ZM146 104H147V102H146ZM149 104V103H148ZM147 104V105H148ZM159 104H160V102H159ZM16 105H18V102H17V104ZM24 105L25 104H23V108H24ZM91 105V104H90ZM125 105H127V106H125ZM146 105V107L145 106H143L142 105V107H141V109L139 108V110H141V112H143V113H141L140 111V113H141V115H145V113H147V112H149V109L152 107L151 105H148L147 106ZM153 105H156L155 104V101H154V103H153ZM2 106V105H1ZM11 106V105H10ZM19 106H21V105H19ZM19 106H17V107H19ZM151 106V107H150ZM12 107H13V105H12ZM28 107V106H27ZM132 107V106H131ZM137 107H139V106H137ZM136 107V109H138ZM149 109H148V108ZM156 107H158V106H156ZM4 108V107H3ZM11 108V107H10ZM20 108H22V106L21 107H19V110H20ZM128 108V107H127ZM152 108H155L154 106L152 107ZM158 108H160V110H161V107H158ZM14 109V108H13ZM98 109V108H97ZM101 109V108H100ZM100 109H99V111H100ZM124 109L126 110V111H124ZM157 109V108H156ZM5 110V109H4ZM9 110V109H8ZM18 110V109H17ZM133 111H134V109H132ZM162 110H163V108H162ZM161 110V111H162ZM3 111V110H2ZM23 111H25L24 109H23ZM136 111V110H135ZM6 112V111H5ZM9 112V111H8ZM7 112V113H8ZM18 112V111H17ZM20 112V111H19ZM96 111H94V113H95ZM97 112H98V110H97ZM128 112H130V111H128ZM167 112V111H166ZM165 112V113H166ZM177 112V111H176ZM16 113V112H15ZM24 113V112H23ZM90 113H92V112H90ZM99 113V112H98ZM135 113V112H134ZM136 113H138L137 111H136ZM139 113V114H140ZM153 113H156V112H154L153 111ZM153 113L151 114V115H153ZM178 113V112H177ZM21 114V113H20ZM96 114V113H95ZM95 114H94V116H95ZM100 114V113H99ZM129 114H131V113H129ZM138 114V115H139ZM162 114V113H161ZM9 115V114H8ZM15 115V114H14ZM18 115V114H17ZM87 115V114H86ZM101 115H102V113H101ZM141 115H139V116H141ZM148 115V114H147ZM157 115V114H156ZM168 115H169V113H168ZM183 115V114H182ZM6 116H7V114H6ZM11 116V115H10ZM24 115H22V117H23ZM28 116V115H27ZM146 116V115H145ZM145 116H143L144 118L143 119H148V118H145ZM15 117H16V115H15ZM21 117V116H20ZM96 117H98V114H97V116ZM146 117H149L150 118V115L149 116H146ZM152 117H154V116H152ZM151 117V118H152ZM177 117V116H176ZM9 118V117H8ZM18 118V117H17ZM133 118V117H132ZM138 117H136V119H137ZM141 118V117H140ZM155 118H156V116H155ZM23 119V118H22ZM26 119H28V118H26ZM94 119V118H93ZM134 119V118H133ZM135 119V120H136ZM142 118H141V120H143ZM7 120H9V119H7ZM20 120V119H19ZM104 120V121H103ZM149 120V119H148ZM151 120V119H150ZM155 120V119H154ZM26 121V120H25ZM94 121V120H93ZM156 121V120H155ZM22 122H23V120H22ZM95 122V121H94ZM96 122H97V120H96ZM96 122H95V124H96ZM136 124H135V123ZM153 122V121H152ZM25 123V122H24ZM101 123V124H102ZM106 123H107V125H106ZM27 124V123H26ZM110 124V125H109ZM7 125V124H6ZM5 125V126H6ZM8 125H9V123H8ZM90 125V124H89ZM149 125V124H148ZM152 125H153V123H152ZM88 126V125H87ZM156 126H158V127H156ZM162 126V127H161ZM89 127V126H88ZM87 127V128H88ZM44 128V127H43ZM86 128V129H87ZM90 128V127H89ZM7 130V129H6ZM16 130V129H15ZM45 130V129H44ZM191 133V132H190ZM15 134V133H14ZM42 134H44V133H42ZM193 134V133H192ZM191 134V135H192ZM203 134V133H202ZM10 135V134H9ZM63 135V134H62ZM41 136V135H40ZM196 136V135H195ZM43 137V136H42ZM200 137H201V135H200ZM40 138V137H39ZM37 139H38V137H37ZM62 139V138H61ZM91 139V138H90ZM38 141V140H37ZM89 141V140H88ZM8 142V141H7ZM6 142V143H7ZM41 142V141H40ZM91 142V141H90ZM36 143H38V142H36ZM164 144V146L166 147V145L167 144ZM32 144V143H31ZM34 144V143H33ZM169 144H168V146H169ZM86 145V144H85ZM2 146V145H1ZM88 146V145H87ZM93 146H94V144H93ZM167 146V147H168ZM37 147V146H36ZM42 147V146H41ZM74 147V146H73ZM83 147V146H82ZM90 147H91V145H90ZM171 148V147H170ZM169 148V149H170ZM36 149V148H35ZM37 149H39L38 147H37ZM159 149V150H158ZM166 149V148H165ZM214 149V148H213ZM42 150V149H41ZM40 150V151H41ZM173 150H166V151H173ZM91 151V150H90ZM93 151H94V149H93ZM97 151V150H96ZM162 151H164V150H162ZM166 151H165V153H166ZM173 151V152H174ZM43 152V151H42ZM41 152V153H42ZM81 152V151H80ZM85 152H86V150H85ZM161 152V151H160ZM160 152L159 153H157L158 154V156L160 155ZM172 152V153H173ZM174 152V154H176ZM5 153V152H4ZM61 153V152H60ZM74 153V152H73ZM93 153V152H92ZM100 153L99 152H97L96 154H99L100 155ZM179 153H180V151H179ZM223 153V152H222ZM7 154H9V153H7ZM34 154V153H33ZM38 154V153H37ZM43 154V153H42ZM90 154V153H89ZM154 154H156V152L154 153ZM156 154V155H157ZM167 154H170V152L169 153H167ZM227 153H225V154H222V155H226ZM35 155V154H34ZM65 155V154H64ZM83 155H85V154H83ZM99 155H97L98 157L97 158H99ZM164 155V154H163ZM221 155V156H222ZM37 156H39V155H37ZM37 156H35V157H37ZM42 156H45V154H43V155H40V157H42ZM47 156V155H46ZM89 156V155H88ZM91 156V155H90ZM168 156H172V155H168ZM184 157H187V156H185V155H183ZM23 157V156H22ZM40 157H38V158H40ZM156 157V156H155ZM161 157V156H160ZM174 157V156H173ZM37 158V159H38ZM58 158H60V157H58ZM88 158V157H87ZM93 157H91V159H92ZM152 158V159H153ZM171 158V157H170ZM228 158H230V156H228ZM22 159V158H21ZM42 159H44V157H42ZM55 159V158H54ZM61 159V158H60ZM159 159V158H158ZM169 159V158H168ZM173 159V158H172ZM222 159V160H221ZM27 160V159H26ZM33 160V159H32ZM35 160V159H34ZM33 160V161H34ZM38 160H40V159H38ZM38 160H37V163L39 164V162H38ZM45 160V159H44ZM43 160V161H44ZM58 160V159H57ZM63 160H65V159H63ZM75 160V159H74ZM88 160V159H87ZM155 160V159H154ZM165 160V159H164ZM166 160H167V158H166ZM170 160V159H169ZM175 160H176V158H175ZM179 160V159H178ZM29 161V160H28ZM55 161V160H54ZM159 161V160H158ZM157 161V162H158ZM171 161V160H170ZM225 161H227V160H225ZM1 162V161H0ZM19 162V161H18ZM26 162V161H25ZM86 162V161H85ZM130 162V163H131ZM162 162V161H161ZM179 162V161H178ZM27 163V162H26ZM25 163V164H26ZM29 163H31V162H29ZM34 163L36 164V162L34 161ZM47 162L45 161V163L44 164H46ZM83 163V162H82ZM93 163V162H92ZM91 163V164H92ZM164 163V162H163ZM223 163H226V162H224L223 161ZM2 164H0V166L2 165ZM24 164V165H25ZM28 164V163H27ZM31 164H33V162L31 163ZM48 164V163H47ZM73 165H74V163H72ZM77 164V163H76ZM79 164V163H78ZM87 164V163H86ZM157 164V163H156ZM169 164V163H168ZM174 164V163H173ZM228 164V163H227ZM23 165V166H24ZM34 165V164H33ZM41 165H42V163H41ZM41 165H39V166H41ZM58 165V164H57ZM80 165H81V163H80ZM158 165V164H157ZM162 165V164H161ZM167 165V164H166ZM184 165H185V162H184ZM191 165H193V164H191ZM229 165H231V164H229ZM228 165V166H229ZM23 166H22V168H23ZM26 166V165H25ZM37 167H39L38 165H36ZM36 166H34L35 168H33V169H35L36 170ZM55 166V165H54ZM70 166V165H69ZM78 166V165H77ZM76 166V167H77ZM115 166H117L116 168H118V171H117V169H116V171L117 172H114L113 171V168L115 167ZM120 166V167H119ZM129 166V165H128ZM173 166H175V164L173 165ZM43 166H41V168H42ZM68 167V166H67ZM66 167V168H67ZM75 167V168H76ZM131 167H133V166H131ZM131 167H130V169H131ZM135 167V166H134ZM133 167V169H136V167L134 168ZM143 167V168H144ZM148 167H149V169H148ZM156 166L154 165V168H155ZM160 167V166H159ZM168 167V166H167ZM170 167V166H169ZM171 167H172V165H171ZM171 167H170V169H171ZM194 167V166H193ZM194 167V168H195ZM40 167H39V169H41ZM56 168V167H55ZM78 168V167H77ZM80 168H81V166H80ZM119 168H120V170H119ZM153 168V169H154ZM157 168V167H156ZM161 168V167H160ZM173 168V167H172ZM176 168V167H175ZM226 168H228V167H226ZM230 168H231V166H230ZM229 168V169H230ZM233 168V167H232ZM24 169H25V167H24ZM84 169V170H85ZM129 169V170H130ZM159 169V168H158ZM169 169V168H168ZM177 169V168H176ZM43 170V169H42ZM45 170V169H44ZM68 170V171H69ZM78 170V171H77ZM124 170V171H123ZM128 170V169H127ZM132 170V169H131ZM137 170V169H136ZM135 170V171H136ZM141 170V169H140ZM145 170V169H144ZM162 170V169H161ZM166 170V169H165ZM174 170V169H173ZM25 171V170H24ZM57 171H60V170H57ZM151 171H153V170H151ZM172 171V170H171ZM176 171V170H175ZM199 171H197V172H199ZM229 171V170H228ZM120 172V173H119ZM127 172V171H126ZM129 172V171H128ZM131 172V171H130ZM129 172V173H130ZM140 172V171H139ZM158 172V171H157ZM161 172V171H160ZM168 172V171H167ZM173 172V171H172ZM190 172V171H189ZM199 172V173H200ZM231 172V171H230ZM233 172V171H232ZM236 172V171H235ZM234 172V173H235ZM33 173H34V170H33ZM43 173H44V171H43ZM113 173H116L115 175L113 174ZM149 173H150V171H149ZM149 173L148 174H146V175H149ZM162 173V172H161ZM166 173V172H165ZM169 173V172H168ZM237 173H238V171H237ZM22 174V175H21ZM59 174V173H58ZM114 176H113V175ZM140 174V173H139ZM152 173H150V175H151ZM167 174V173H166ZM174 174V173H173ZM172 174V175H173ZM176 174V173H175ZM186 174V173H185ZM196 174V173H195ZM233 174V173H232ZM236 174V173H235ZM46 175V174H45ZM62 175V174H61ZM137 175H138V173H137ZM141 175V174H140ZM144 175V174H143ZM142 175V177H145V175L143 176ZM156 175V174H155ZM170 175V174H169ZM202 175V174H201ZM54 176V175H53ZM111 176H113V177H111ZM125 176V175H124ZM123 176V177H124ZM153 176V175H152ZM152 176H151V178H152ZM162 176V175H161ZM160 176V177H161ZM164 176V175H163ZM162 176V177H163ZM176 176V175H175ZM180 176H181V174H180ZM180 176H179V179H180V181H181V178H180ZM183 176V175H182ZM196 176V175H195ZM238 176V175H237ZM130 177V176H129ZM136 177V176H135ZM138 177H140V176H138ZM137 177V178H138ZM154 177H156V176H153V178ZM165 177V180L166 179H168V178H166V177H168V176H164ZM170 177V176H169ZM178 177V176H177ZM201 177V178H202ZM50 178V177H49ZM128 178V177H127ZM146 178H149V180H150V177H147L146 176ZM152 178V179H153ZM171 178V177H170ZM176 178V177H175ZM189 178V177H188ZM196 178V177H195ZM235 178V177H234ZM40 179V178H39ZM54 179V178H53ZM120 179H122V177L120 178ZM124 179V181L125 180H127L126 178H123ZM123 179L121 180V181H123ZM132 179H133V176H132ZM140 179H141V177H140ZM178 179V178H177ZM184 179H186V178H184ZM236 179V178H235ZM55 180V179H54ZM53 180V181H54ZM117 180H115V181H117ZM135 180H136V178H135ZM139 180V179H138ZM137 180V181H138ZM142 180H145V179H143L142 178ZM148 180V181H149ZM156 180H158V179H156ZM160 180V179H159ZM174 180V179H173ZM172 180V181H173ZM190 180V179H189ZM188 180V181H189ZM195 180H197V179H195ZM237 180V179H236ZM27 181H30V182H27ZM48 181V180H47ZM58 181V180H57ZM123 181V182H124ZM129 181V180H128ZM137 181H135V184L134 185H131V187H133V186H137V184H136V182ZM141 180H139L138 181V183L140 182ZM153 181H154V179H153ZM164 181V180H163ZM170 181V180H169ZM169 181H165L166 182V184H167V186H169L168 185V183H169ZM182 181H183V179H182ZM192 181V180H191ZM234 181V179L232 180V182ZM144 182H146V185H147V189H145L144 191H145V193H143L142 194V196L143 195H145V197H146V199L149 201V202H151L149 199H151V193L150 192H152L151 190H150V192L148 191L150 188H148L149 186H148V184H147V180L146 181H144ZM157 182V181H156ZM164 182V183H165ZM175 182V181H174ZM186 182H187V179H186ZM186 182L184 181V183L186 184ZM199 182V181H198ZM202 182V181H201ZM114 183H116V182H114ZM126 183H128L127 181H126ZM132 183H134V182H132ZM131 183V184H132ZM149 183V182H148ZM153 183V182H152ZM173 183V182H172ZM180 183V182H179ZM182 183V182H181ZM184 183H183V185H184ZM188 183V182H187ZM196 183V182H195ZM194 183V184H195ZM239 183V182H238ZM42 184V183H41ZM56 184H58V183H56ZM118 184H120V182L118 183ZM150 185H151V180H150V183H149ZM154 184L156 185V183L154 182ZM38 185H40V183L38 184ZM43 185V184H42ZM117 185V184H116ZM121 185V184H120ZM139 185L141 186L142 185V181H141V184L139 183ZM160 185H161V182H160ZM165 185V184H164ZM175 185V184H174ZM177 185V184H176ZM182 185V184H181ZM180 185V187H182ZM236 185V184H235ZM41 186V185H40ZM119 186V185H118ZM135 186V187H136ZM144 186V185H143ZM153 186V185H152ZM166 186V187H167ZM179 186V185H178ZM187 185H184L182 188H184V187H186ZM191 186H192V184H191ZM234 186V185H233ZM57 187V186H56ZM142 187V186H141ZM140 187V188H141ZM157 187V186H156ZM165 187V186H164ZM163 187V188H164ZM172 187V186H171ZM176 187V186H175ZM195 187V186H194ZM236 187V186H235ZM43 188V187H42ZM46 188H48V187H46ZM54 188V187H53ZM146 188V187H145ZM152 189L154 188V187H151ZM170 188V187H169ZM177 188H179V187H177ZM176 188V189H177ZM182 188H181V190H182ZM191 188V187H190ZM41 189V188H40ZM114 189H112V190H114ZM138 189H139V186H138ZM143 189V188H142ZM141 189V190H142ZM155 189V188H154ZM171 189V188H170ZM173 189V188H172ZM171 189V190H172ZM198 189V188H197ZM43 190V189H42ZM48 190H49V188H48ZM132 190H134L135 191V188H132ZM132 190H131V192H132ZM161 190H166L165 188L164 189H162L161 188ZM161 190H159V192H160V196H162V195H164V193L166 194V192H164V191H161ZM167 190H169V189H167ZM180 190V189H179ZM179 190H178V192H179ZM184 190V189H183ZM182 190V191H183ZM192 190V189H191ZM190 190V191H191ZM133 191V192H134ZM176 191V190H175ZM45 192V191H44ZM59 192V191H58ZM57 192V193H58ZM142 192V191H141ZM155 192V191H154ZM153 192V193H154ZM158 192V191H157ZM158 192V193H159ZM161 192H163V194L161 193ZM186 192V191H185ZM9 193V192H8ZM39 193V194H38ZM54 193H56V192H54ZM129 193H130V191H129ZM137 193V192H136ZM136 193H134V195H133V193H132V197H134L135 195H136ZM139 193V192H138ZM152 193V194H153ZM188 193V192H187ZM42 194L44 195V193H43V191H42ZM86 194V196H84ZM126 194V193H125ZM131 194V193H130ZM140 194V193H139ZM162 194V195H161ZM175 194V193H174ZM180 194V193H179ZM182 194V193H181ZM192 194V193H191ZM190 194V195H191ZM195 194V195H196ZM234 194V193H233ZM41 195V194H40ZM48 195V194H47ZM138 195V194H137ZM172 195H173V193H172ZM176 195V194H175ZM2 196H0L1 198H2ZM57 196V197H58ZM84 196V197H83ZM115 196V195H114ZM117 196V195H116ZM130 195L128 194V197H129ZM154 196L155 195H153L152 197L154 198ZM156 196H158V195H156ZM166 196V195H165ZM167 196H169V195H167ZM186 196V195H185ZM9 197V196H8ZM49 197V196H48ZM82 197L84 198L83 200L85 201V199H86V201L84 202V201H82ZM86 197V198H85ZM139 197V196H138ZM170 197V196H169ZM169 197H166V201H167V199L169 198ZM180 197V196H179ZM178 197V198H179ZM5 198H2V199H5ZM10 198V197H9ZM50 198V197H49ZM136 198H137V196H136ZM156 198V197H155ZM161 199H162V197H160ZM165 197L163 196V199H164ZM194 198V197H193ZM192 198V199H193ZM5 199V200H6ZM51 199V198H50ZM127 199H129V198H127ZM126 199V200H127ZM134 199V198H133ZM139 200H141V202H142V199H143V197L140 199V198H138ZM145 199V200H146ZM157 199V198H156ZM163 199H162V201H163ZM176 199V198H175ZM188 199V198H187ZM186 199V200H187ZM232 199V198H231ZM5 200H0L1 201V203H3V201H5ZM9 200V199H8ZM134 200H136V199H134ZM139 200L137 201V202H139ZM144 200V199H143ZM144 200V201H145ZM154 200V199H153ZM170 200V199H169ZM169 200L167 201V202H169ZM182 200V199H181ZM189 200V199H188ZM234 200V199H233ZM36 201V202H35ZM59 201V202H60ZM69 201V200H68ZM67 201V202H68ZM129 201H133V200H130L129 199ZM159 201V200H158ZM157 201V204L159 203ZM171 201V200H170ZM6 202V201H5ZM11 202V203H10ZM133 202H135V201H133ZM132 202V203H133ZM153 202V201H152ZM155 202V201H154ZM180 202H182V201H180ZM185 202V201H184ZM234 202V201H233ZM36 203V204H35ZM40 203V204H41ZM70 203V202H69ZM68 203V204H69ZM148 203V202H147ZM146 203V204H147ZM156 203V202H155ZM166 203V202H165ZM176 203H178V202H176ZM186 203V202H185ZM184 203V204H185ZM190 203V202H189ZM232 203V202H231ZM5 204V203H4ZM39 204V205H40ZM60 204V203H59ZM65 204L63 205V207L65 206ZM71 204H69V206L71 205ZM134 204V203H133ZM149 204H152V203H149ZM162 204V203H161ZM167 204V203H166ZM165 204V205H166ZM180 204V203H179ZM182 204V203H181ZM42 205V204H41ZM49 205V204H48ZM155 205V204H154ZM170 204L168 203L167 204V207H170L169 206ZM173 205H175V203L173 204ZM172 205V206H173ZM185 205H187V204H185ZM230 205V204H229ZM235 205H237L236 203H235ZM46 205H44L43 207H45ZM50 206V205H49ZM145 206H147V207H145ZM151 206V207H150ZM150 206H148V205H145V203H144V209L145 208H152V207H156V205L155 206H153V205H150ZM159 206V205H158ZM162 206V205H161ZM164 206V205H163ZM171 206V207H172ZM177 206V205H176ZM3 207V206H2ZM35 207V208H34ZM60 207V206H59ZM62 207V208H63ZM160 207V206H159ZM179 207V206H178ZM182 207H183V204H182ZM181 207V208H182ZM189 207V206H188ZM225 207V206H224ZM229 207V206H228ZM233 207V206H232ZM40 208V207H39ZM39 208H37V209H39ZM47 208H49L48 206H47ZM61 208V207H60ZM138 208V209H137ZM149 208V209H150ZM157 208V207H156ZM161 208V207H160ZM165 208V207H164ZM176 208V207H175ZM185 208V207H184ZM227 208V207H226ZM236 208V207H235ZM51 209V208H50ZM66 209V208H65ZM142 209V211H143V208H141ZM170 209V208H169ZM172 209V208H171ZM178 209H180V208H178ZM177 209V210H178ZM229 209V208H228ZM54 210H56V209H54ZM67 210V209H66ZM159 210H162V209H159ZM168 210V209H167ZM176 210V209H175ZM181 210V209H180ZM183 210V209H182ZM186 211H185V214L187 213V208L185 209ZM226 210V209H225ZM142 211H141V213H142ZM151 211V210H150ZM173 211V210H172ZM172 211H171V213H172ZM229 211V210H228ZM227 211V212H228ZM47 212V213H46ZM144 213L146 212V210L145 211H143ZM163 212H165V211H163ZM163 212H161V213H163ZM167 212V211H166ZM179 212V211H178ZM183 212V211H182ZM1 213V212H0ZM1 213V214H2ZM16 213V214H15ZM144 213H142L143 215H144ZM148 213V212H147ZM155 213V212H154ZM160 213V212H159ZM161 213H160V216L159 217H161ZM177 213V212H176ZM175 213V214H176ZM188 213H189V210H188ZM158 214V213H157ZM156 213H155V215H154V217H156V215H157ZM175 214H173V215H175ZM228 214V213H227ZM37 215V214H36ZM55 215V214H54ZM143 215H141V216H143ZM146 215V214H145ZM149 215V214H148ZM147 215V216H148ZM151 215V214H150ZM163 215H164V213H163ZM167 215V214H166ZM226 215V214H225ZM157 216V218H159ZM184 216H186V215H184ZM187 216H186V218H187ZM227 216V215H226ZM40 217V216H39ZM55 217V216H54ZM144 217V216H143ZM143 217H142V220H143ZM150 217H152L153 218V216L151 215ZM170 217V216H169ZM223 217H224V215H223ZM56 218V217H55ZM165 218V217H164ZM171 218V217H170ZM170 218H168V219H170ZM175 218V217H174ZM145 219V218H144ZM151 219V218H150ZM163 219V218H162ZM188 219V218H187ZM188 219V220H189ZM12 220V219H11ZM10 220V221H11ZM140 220V221H139ZM156 220V219H155ZM159 220V219H158ZM164 220V219H163ZM166 220V219H165ZM172 220V219H171ZM175 220V219H174ZM14 221V220H13ZM41 221H44V219H42ZM146 221V220H145ZM154 221V220H153ZM162 221V220H161ZM46 221H44V223H45ZM152 222V221H151ZM160 222V221H159ZM167 222V221H166ZM171 222V221H170ZM173 222V221H172ZM200 222V221H199ZM223 222V221H222ZM15 223H16V221H15ZM14 223V224H15ZM21 223V222H20ZM174 223V222H173ZM173 223H171V224H173ZM186 223V222H185ZM187 223H188V221H187ZM202 223V222H201ZM12 224V223H11ZM41 224H42V222H41ZM54 224V223H53ZM147 224V223H146ZM162 224H163V222H162ZM167 224V223H166ZM199 224V223H198ZM10 225V224H9ZM17 225V224H16ZM49 225V226H50ZM145 225V224H144ZM143 225V226H144ZM148 225V224H147ZM147 225H145V226H147ZM155 225V224H154ZM164 225V224H163ZM162 225V226H163ZM169 225V224H168ZM221 225V224H220ZM1 226H3V225H1ZM142 226V225H141ZM170 226V225H169ZM168 226V227H169ZM184 226V225H183ZM182 226V227H183ZM186 226H188V225H186ZM200 226V225H199ZM224 226V225H223ZM10 227V226H9ZM157 227V226H156ZM166 227V226H165ZM189 227V226H188ZM197 227V226H196ZM175 228V227H174ZM173 227H172V229H174ZM177 228V227H176ZM186 228V227H185ZM190 228H191V226H190ZM190 228H188V229H190ZM42 229V230H41ZM157 229V228H156ZM159 229V228H158ZM161 229H163V228H161ZM166 229H168V228H166ZM179 229V228H178ZM178 229H175V230H178ZM183 229V228H182ZM196 229H200V228H196ZM218 229V228H217ZM216 229V230H217ZM219 229H220V227H219ZM169 230V229H168ZM186 230H187V228H186ZM185 230V231H186ZM193 230V229H192ZM3 231V230H2ZM164 231V230H163ZM196 231V230H195ZM223 231V230H222ZM176 232V231H175ZM177 232H181V228H180V231L178 230ZM182 232H183V230H182ZM181 232V233H182ZM193 232V231H192ZM220 232V231H219ZM24 233V232H23ZM155 233V232H154ZM158 232L156 231V235H158L157 234ZM165 233V232H164ZM202 233H203V231H202ZM215 233H216V231H215ZM151 234H152V232H151ZM151 234H149L150 236H151ZM163 234V233H162ZM170 234V233H169ZM168 234V235H169ZM178 234H180V233H178ZM190 234H193V233H191L190 232ZM194 234H195V232H194ZM193 234V235H194ZM218 234V233H217ZM216 234V235H217ZM137 235V236H136ZM139 235H141V236H139ZM146 235H148V234H146ZM148 235V236H149ZM180 235H182V234H180ZM179 235V236H180ZM186 235H188V234H186ZM222 235V234H221ZM5 236V235H4ZM41 236V235H40ZM154 236H155V234H154ZM166 237V236H165ZM192 237V236H191ZM218 237V236H217ZM221 237V236H220ZM142 238H144V237H142ZM146 238V237H145ZM154 238H156V237H154ZM160 238V237H159ZM162 238V237H161ZM184 238V237H183ZM193 238V237H192ZM165 239V238H164ZM191 239V238H190ZM137 240H139V241H141V242H139L140 244H144V243H146V242H148V241H142V240H140V239H137ZM143 240H145V239H143ZM148 240V239H147ZM153 240V239H152ZM193 240H195V239H193ZM215 240V239H214ZM134 241H136V240H134ZM134 241H133V243H134ZM163 241V240H162ZM216 241V240H215ZM215 241H213L214 243H215ZM138 241H136L135 243H137ZM144 242V243H143ZM160 242V241H159ZM164 242V241H163ZM194 242V241H193ZM203 242V241H202ZM264 242V241H263ZM130 243H132L131 241H130ZM190 243H191V241H190ZM204 243H205V239H204ZM214 243H212V240H211V243H209V245L210 244H214ZM38 245H39V243H37ZM260 244V243H259ZM125 245V246H124ZM133 246V244H130V245H128V246ZM154 245H156V243H154ZM154 245H152V246H154ZM167 245V244H166ZM171 245V244H170ZM261 245H262V243H261ZM37 246V245H36ZM123 246H124V248H123ZM135 246H139V245H137V244H135ZM152 246L150 247L149 246V248H152ZM140 247V246H139ZM139 247H137V249L139 248ZM142 247L144 248L145 246H143L142 245ZM148 247V246H147ZM154 247H156V246H154ZM208 247V246H207ZM206 247V248H207ZM132 247H130V249H131ZM143 248H141V249H143ZM213 248V247H212ZM40 249V248H39ZM129 249V248H128ZM135 249V248H134ZM140 249V250H141ZM157 249V248H156ZM163 249V248H162ZM148 250H150L151 251V249H148ZM152 250H153V248H152ZM40 251V252H41ZM141 251H143V250H141ZM150 251H149V253H150ZM162 251V250H161ZM168 251V250H167ZM136 252H138V250L136 251ZM144 252V251H143ZM147 252V251H146ZM145 252V253H146ZM159 252V251H158ZM43 253V254H44ZM144 253V254H145ZM161 253V252H160ZM42 254V253H41ZM132 256H131V255ZM152 254V253H151ZM45 255V254H44ZM44 255H42V256H44ZM135 256H137V253H135L134 254ZM139 255H141V253H138V256ZM143 255V254H142ZM156 255H158L157 254V252H156ZM161 255V254H160ZM170 255V254H169ZM174 255V254H173ZM39 256V255H38ZM41 256V255H40ZM134 256V257H135ZM159 256V255H158ZM168 256V255H167ZM142 257H144V255L142 256ZM150 257V256H149ZM148 257V258H149ZM157 256H155V258H156ZM46 258V257H45ZM138 258V257H137ZM148 258H146V260L148 259ZM153 258V257H152ZM121 259V261H118V260H120ZM143 259V258H142ZM142 259H137L136 261H142ZM172 258H170L169 259V261L171 260ZM43 260V259H42ZM133 260V259H132ZM144 261L142 262V263H140V262H138V263H140V264H144L145 262L147 263V262H149L150 263V261H145V259H143ZM150 260H151V258H150ZM162 262H163V260L162 259H160ZM168 261V260H167ZM173 261H176V260H174L173 259ZM43 262V261H42ZM46 262V261H45ZM158 262H159V259H158ZM158 262H157V264H158ZM49 263V264H50ZM135 263V260H134V262H133V264ZM156 262H154L153 264H155ZM166 263V262H165ZM168 263H170V262H168ZM176 263V262H175ZM47 264V263H46ZM117 264H120V263H117ZM135 264H137V263H135ZM148 264V263H147ZM150 264H152V263H150ZM160 264V263H159ZM163 264V263H162ZM172 264H173V262H172ZM177 264V263H176Z\"/></svg>",
	"mask_w": 264,
	"mask_h": 264
}]
</instances>
